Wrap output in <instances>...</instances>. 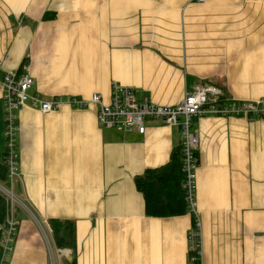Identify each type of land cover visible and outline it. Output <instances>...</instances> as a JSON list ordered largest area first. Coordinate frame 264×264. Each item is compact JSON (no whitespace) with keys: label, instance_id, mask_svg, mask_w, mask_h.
<instances>
[{"label":"crops","instance_id":"crops-1","mask_svg":"<svg viewBox=\"0 0 264 264\" xmlns=\"http://www.w3.org/2000/svg\"><path fill=\"white\" fill-rule=\"evenodd\" d=\"M27 58L30 93L46 101L100 93L109 103L119 83L176 105L210 83L223 92L219 106L263 102L264 0H0V81ZM4 106L0 84V161ZM17 113L13 192L40 222L75 223L76 248L60 264H194L195 217L202 264H264V116L196 117L195 211L156 217L135 177L169 161L180 125L105 128L96 104L43 113L28 102ZM18 217L9 264H51L37 221L24 208Z\"/></svg>","mask_w":264,"mask_h":264},{"label":"built area","instance_id":"built-area-1","mask_svg":"<svg viewBox=\"0 0 264 264\" xmlns=\"http://www.w3.org/2000/svg\"><path fill=\"white\" fill-rule=\"evenodd\" d=\"M203 2L206 0H197ZM2 62L0 61V69ZM2 97L5 103V135L7 138V163L11 178L17 175L18 153L16 149L17 115L16 111L30 102L33 107H38L43 113L53 112L67 104L73 108L83 109L91 104L98 106L99 124L105 128H115L130 131L137 128L140 133L146 131V119H160L171 125H180L182 128V165L186 174L185 190L189 206L195 211L196 207V170L198 167L197 149L199 144L198 129L195 128L196 117L210 113L215 115H243L258 117L264 114L263 102H236L231 101L221 104L223 92L210 83H199L192 91L176 105H160L149 97L139 99L132 87L118 83L113 84L112 97L109 103H105L100 93H94L89 99L78 96H59L52 100H42L38 94H31L30 90L35 84L31 74L30 64L27 62L22 71L14 70L6 72L0 81ZM0 191L8 195L9 212L6 225L3 230L2 244L3 257L0 264H9L10 252L18 233L19 221L14 215L15 204H20L37 221L40 230L46 240L51 264H60L64 256L71 254L69 248L58 247L51 238L46 222H40L31 207L17 200V196L11 188H5L0 183ZM40 223L43 224L44 230ZM50 230V229H49ZM190 259L194 264H202V225L198 217H195L194 225L189 231ZM54 245V246H53Z\"/></svg>","mask_w":264,"mask_h":264},{"label":"trees","instance_id":"trees-1","mask_svg":"<svg viewBox=\"0 0 264 264\" xmlns=\"http://www.w3.org/2000/svg\"><path fill=\"white\" fill-rule=\"evenodd\" d=\"M54 12H47L45 17H53ZM260 116H264L262 113ZM7 153L0 161V183L16 191V177L11 178L7 164ZM186 174L182 165V145L174 147L171 151L169 161L161 166L148 168L135 177L137 189L143 194L145 200L146 214L148 216H174L185 214L189 211V203L186 199L185 190ZM8 197L0 191V261L3 257V230L6 225L9 212ZM23 207L15 204L14 215L19 221L18 213ZM60 247L75 249L77 244L75 223L70 219L51 218L46 222ZM69 264H76L72 260Z\"/></svg>","mask_w":264,"mask_h":264},{"label":"rangeland","instance_id":"rangeland-1","mask_svg":"<svg viewBox=\"0 0 264 264\" xmlns=\"http://www.w3.org/2000/svg\"><path fill=\"white\" fill-rule=\"evenodd\" d=\"M27 62H29V60H28V58L27 59H24L23 60V62H22V64H21V66H20V68L18 69V71H22L23 70V68H24V65L27 63ZM111 97H112V94H111ZM110 101H111V99H110ZM109 101V102H110ZM28 103V102H27ZM31 104V103H30ZM32 106V105H31ZM19 110V109H18ZM17 110V111H18ZM17 111L15 112L16 113V115H17V119H16V121H17V124H18V113H17ZM4 126H5V118H4ZM182 129V128H181ZM119 130V129H118ZM121 131H124V130H121ZM4 132H5V129H4ZM6 140H7V138H6ZM8 164V163H7ZM8 168H9V164H8ZM16 177V176H15ZM5 188H7V187H5ZM8 189V188H7ZM11 188H9V190H10ZM2 192V191H1ZM4 193V192H3ZM5 194V193H4ZM6 195V194H5ZM7 197H8V195H6ZM17 198V200L19 201V200H21L20 198H18V197H16ZM24 204H26L23 200H21ZM27 205V204H26ZM30 207V206H29ZM25 209V208H24ZM46 229H48V231H49V233H50V230H49V228L46 226ZM50 236H51V233H50ZM51 238H52V236H51ZM53 239V238H52ZM54 246V245H53Z\"/></svg>","mask_w":264,"mask_h":264},{"label":"bare ground","instance_id":"bare-ground-1","mask_svg":"<svg viewBox=\"0 0 264 264\" xmlns=\"http://www.w3.org/2000/svg\"><path fill=\"white\" fill-rule=\"evenodd\" d=\"M196 2H199V1H197V0H195ZM206 1H208V0H206ZM206 1H203V2H199V3H204V2H206ZM119 84V83H118ZM122 85V84H121ZM125 86V85H124ZM112 89H113V86H112ZM54 112V111H53ZM47 113H51V112H47ZM41 225V227L43 228V225L42 224H40ZM43 230H44V228H43Z\"/></svg>","mask_w":264,"mask_h":264}]
</instances>
